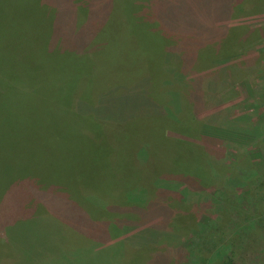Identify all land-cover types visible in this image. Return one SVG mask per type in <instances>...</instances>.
I'll return each instance as SVG.
<instances>
[{
	"label": "rangeland",
	"instance_id": "374dc122",
	"mask_svg": "<svg viewBox=\"0 0 264 264\" xmlns=\"http://www.w3.org/2000/svg\"><path fill=\"white\" fill-rule=\"evenodd\" d=\"M6 102L0 264H264V0H0Z\"/></svg>",
	"mask_w": 264,
	"mask_h": 264
},
{
	"label": "trees",
	"instance_id": "16d2710c",
	"mask_svg": "<svg viewBox=\"0 0 264 264\" xmlns=\"http://www.w3.org/2000/svg\"><path fill=\"white\" fill-rule=\"evenodd\" d=\"M150 37V36H149ZM151 37H153V39H152V41H151V45H157L158 44V40H160V39H162L161 37H157V36H154V35H151ZM224 39V38H223ZM183 40V39H182ZM237 40H239V38L237 39L236 37H234V36H232V37H228V38H226V41H224L223 43L226 45V43L228 44L229 42H231L232 43V41H233V43L234 42H237ZM162 41V40H161ZM180 40H177V42H179ZM179 49H183V47H180ZM192 49V48H191ZM191 49L189 50V52H186V51H188V50H185V49H183L182 51H181V55L180 54H176L175 55V57L178 59L177 60V64H178V66L179 67H182L183 65L185 66V62H186V60L188 59V57H193L195 54L194 53H192L191 52ZM150 50V47H149V44L148 45H145V46H141V47H139V49L137 48L136 50H132L133 52H134V55L133 56H135V55H137L138 53H141V54H146V53H151V52H154V50L153 51H149ZM194 52H195V49H194ZM152 54V53H151ZM179 55V56H178ZM125 56V55H124ZM149 58H151V57H149ZM127 60H130V59H127ZM213 72H215V71H213ZM56 74H58V73H56ZM204 75H208V73H205ZM84 77L85 78H83L84 79V81H81V84H82V87H85L86 85H88L87 83V81L90 79V75H89V73H86V74H84ZM89 78V79H88ZM90 81V80H89ZM193 82H195V81H193ZM194 88H196V85L195 86H193ZM82 89V88H81ZM183 90V89H182ZM180 93V92H179ZM186 94V95H188L189 96V98H190V93L188 92V90H187V92L186 91H184L183 90V92L181 93V94ZM191 94H192V97H191V99H193L194 98V94H195V89L193 90V91H191ZM202 100H204V97L202 98ZM4 105H5V109L3 108L4 107ZM4 105H0V107H1V113H0V116H2L3 114H5V113H7V112H9L10 110L12 111V108L14 107V106H16V104L14 105V106H10V102L8 103V102H6ZM10 107H11V109H10ZM183 107V106H182ZM199 108V107H198ZM197 108V105L194 103V104H192L191 105V109L190 110H188L189 111V113H185V114H187V115H185V114H182L184 117H183V120H181V119H179V121H177L178 123H179V125L180 126H183L184 128H188L187 126H189V125H196V124H198V125H201L202 123H203V120L201 119V118H199L196 114H195V111H196V109H198ZM9 110V111H8ZM143 110V109H142ZM143 112H146L145 110H143ZM167 110L165 109V112H162L161 113V115H160V118H159V120H163L165 123H166V120H168V118H169V116H167ZM179 116H181V115H179V114H177L175 117H172V118H176V119H178V118H180ZM182 117V116H181ZM1 118H4V117H1ZM5 118H7V119H11L12 121H15V120H13L12 118H10V117H5ZM169 119H171V118H169ZM204 119V118H203ZM130 122V124L132 123V122H135L134 120H130L129 121ZM144 124V123H143ZM99 144H100V142H99ZM105 145H106V143H105ZM105 145H104V147H105ZM109 145H111V144H109ZM108 145V146H109ZM108 148V147H107ZM105 150H106V147H105ZM99 159V158H98ZM193 165V170H195V171H200V172H205L206 171V168L205 167H201L199 164H197V165H194V164H192ZM215 167V166H214ZM193 170H185L183 173L184 174H186L187 172H190V171H193ZM155 172L156 173H161L162 172V170H155ZM180 173V172H179ZM182 173V172H181ZM195 173H197V172H195ZM215 175H210L211 177H214V178H216V173H214ZM237 174H235L234 176H236ZM117 176V175H116ZM119 176V175H118ZM150 176V175H149ZM202 177H204V176H202ZM123 180V181H119V180ZM147 179H150V177L149 178H147ZM152 179H154L153 177H152ZM151 179V180H152ZM119 180L117 179V178H115V182H113V186L115 187V190H114V193L116 194V195H119L118 197H120L122 200L121 201H123V202H125V200H128V190H129V188L128 189H126V183H129L130 181H127V180H124V178H122V177H120L119 178ZM118 181V182H117ZM147 181H150V180H146V181H141V182H144L143 184L145 185V186H147L148 185V187L150 188V182H147ZM133 182H135V181H133ZM139 185V184H138ZM137 187H141V185L140 186H137ZM114 199V198H113ZM113 202H118V200H116V199H114L113 200ZM111 212H110V209H108L107 210V212H106V214H105V216H101L102 218H105V217H108L109 216V214H110Z\"/></svg>",
	"mask_w": 264,
	"mask_h": 264
}]
</instances>
